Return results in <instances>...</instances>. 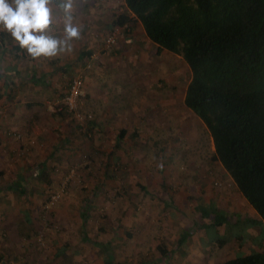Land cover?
<instances>
[{
    "label": "crops",
    "instance_id": "1",
    "mask_svg": "<svg viewBox=\"0 0 264 264\" xmlns=\"http://www.w3.org/2000/svg\"><path fill=\"white\" fill-rule=\"evenodd\" d=\"M58 2L53 36L63 35ZM123 7V0H74L81 37L55 58L33 59L0 30V264H152L160 256L161 264H204L264 247V223L211 159L210 138L208 150L194 142L187 152L170 143L169 126L149 125L148 102L140 108L116 95L128 83L120 38L129 36L107 49L102 40ZM76 74L82 107L92 113L91 138L56 105ZM70 165H78L76 175L45 210L48 190ZM219 177L231 185L216 187Z\"/></svg>",
    "mask_w": 264,
    "mask_h": 264
},
{
    "label": "trees",
    "instance_id": "2",
    "mask_svg": "<svg viewBox=\"0 0 264 264\" xmlns=\"http://www.w3.org/2000/svg\"><path fill=\"white\" fill-rule=\"evenodd\" d=\"M123 2L151 42L188 66L182 102L210 138L211 159L264 223V0ZM204 264H264V247Z\"/></svg>",
    "mask_w": 264,
    "mask_h": 264
},
{
    "label": "rangeland",
    "instance_id": "3",
    "mask_svg": "<svg viewBox=\"0 0 264 264\" xmlns=\"http://www.w3.org/2000/svg\"><path fill=\"white\" fill-rule=\"evenodd\" d=\"M119 12L117 24L122 30L118 37H121L122 34L123 36H129V40L120 38L124 51L122 56V63L124 65L122 77L123 81L128 83L124 84L121 89H118L119 92L116 95L123 96L122 100L125 96H129L128 99L123 100L124 103H127L130 98L133 102L139 103V106L142 103L140 108L148 102L150 105L149 113L153 115H150L151 123L149 125L154 124L157 127L160 125L169 126L171 144L179 142L182 145H186L185 149L187 152H191L192 149L188 148H192L193 146L191 145L194 142H202L200 150H208L210 140L207 133L203 130V126L201 124L198 125V123H201L200 120L197 121V116L182 102L184 87L189 78L188 66L179 55L164 48H158L151 42L144 35L140 23L131 20L129 11L124 7ZM130 51H132L133 55H130ZM132 63L137 66H131ZM130 79L131 81L136 80V82L132 85L129 82ZM164 110L165 113H162L161 111ZM154 135L155 137L160 136L158 133ZM172 151L173 149L170 152ZM175 152H177V149ZM217 180H221L224 184L229 181L224 177H219ZM164 244L166 245L165 241ZM169 248L171 250L175 249L173 246ZM245 249L244 247V251H246ZM127 252L129 254L132 253L130 249ZM132 256L134 257V253ZM140 256L141 254L136 255V259ZM156 258L150 259V261H153L152 264H159V262L161 264L165 260L164 256H160L159 260ZM166 259L175 262L176 257L171 255L169 257L166 256ZM7 262L5 261V264ZM173 264H176V262Z\"/></svg>",
    "mask_w": 264,
    "mask_h": 264
},
{
    "label": "clouds",
    "instance_id": "4",
    "mask_svg": "<svg viewBox=\"0 0 264 264\" xmlns=\"http://www.w3.org/2000/svg\"><path fill=\"white\" fill-rule=\"evenodd\" d=\"M52 4L53 0H0V30L9 32L33 59L71 53L72 41L81 37L82 27L73 22L74 0H59L63 35L49 34L54 21Z\"/></svg>",
    "mask_w": 264,
    "mask_h": 264
},
{
    "label": "built area",
    "instance_id": "5",
    "mask_svg": "<svg viewBox=\"0 0 264 264\" xmlns=\"http://www.w3.org/2000/svg\"><path fill=\"white\" fill-rule=\"evenodd\" d=\"M121 30L122 29L118 24L111 25L103 37L102 48L107 49L111 47L116 42ZM82 85L83 76L81 74L72 76L67 83L64 94L56 101V105L59 108H64L67 111L74 127L79 133L85 135L87 138H91L93 136L91 128L92 113L82 107ZM21 153L22 150L20 149L18 154ZM77 167L78 165H70L68 171L65 173V176L60 181V183L48 190L46 200L42 205L45 210L52 207L56 201H58L62 195L65 194L67 188L69 187V182L76 175ZM214 184L216 187H221L224 185L221 180L214 181ZM230 185V181L225 182V186ZM36 241H41V233H38Z\"/></svg>",
    "mask_w": 264,
    "mask_h": 264
}]
</instances>
